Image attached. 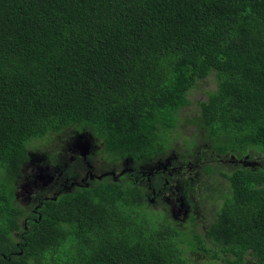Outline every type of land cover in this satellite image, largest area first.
I'll use <instances>...</instances> for the list:
<instances>
[{
	"label": "trees",
	"instance_id": "trees-1",
	"mask_svg": "<svg viewBox=\"0 0 264 264\" xmlns=\"http://www.w3.org/2000/svg\"><path fill=\"white\" fill-rule=\"evenodd\" d=\"M213 75L191 117L190 93ZM68 133L101 141L113 164L188 160L204 142L239 169H218L228 193L199 224L101 178L32 187L26 214L19 180L41 155L30 144ZM251 152L264 156V0H0V264H264V163Z\"/></svg>",
	"mask_w": 264,
	"mask_h": 264
},
{
	"label": "rangeland",
	"instance_id": "rangeland-1",
	"mask_svg": "<svg viewBox=\"0 0 264 264\" xmlns=\"http://www.w3.org/2000/svg\"><path fill=\"white\" fill-rule=\"evenodd\" d=\"M214 75L211 77V80L202 82L200 85L193 90L190 93L189 99L191 100V105L186 109L188 114L193 117L196 115L199 111L197 108V103L204 101L207 97L206 91L210 92V89L215 88L213 84ZM204 132V131H203ZM71 133L65 134L63 138H60V136H54L52 139H43V140H34L33 143L30 144V152L34 154H41L44 158L45 164H51L52 168H56L61 173L67 174L68 172H75L76 173V179L78 181V184H80V180L84 179L86 171H88L87 165H83L78 160L77 150L76 148L80 145L82 141L87 142V146L90 145V148L86 147L87 156L86 159L93 163L94 168L88 172L89 175L97 176V177H103V179L110 180L111 178H114L115 180H120L121 182L129 181V176L124 174V172H128L127 169L129 168L132 173L131 179L132 181L139 184L143 189L146 188L147 190V203L148 205H151V208L154 212H156V209L159 207V212H168V206L169 203L166 201V198L162 196H156L159 194H156L159 191L157 190L158 187V181L155 179V177L158 176V172L160 169L158 165L153 164L151 166L145 167L143 169L137 168L132 162H120L118 163L117 167L116 165H113L111 162H109L106 158H104L99 150L101 148V141L95 140L91 135L85 134V138L80 141L79 138H73L65 140L66 137H70ZM202 134H199V138H201ZM199 145L204 147V142H199ZM52 152V153H51ZM205 153V156H203L200 159L192 160L191 164V172H179L178 170H174V175L169 176V179L172 183H178L182 181V177H194L193 180V189L191 191V203L193 205V208L196 212V215L200 218L198 220L199 223L205 222V220L210 217L213 214L214 208L218 205V203L223 199L224 195L228 193V182L224 178L217 177L218 169H225L226 171L233 172L236 169H239V167H232L229 166L227 162L223 163V166H218L216 162H213V158L217 156L215 153L212 152V150H203ZM55 156L56 159L54 162H51L48 157ZM207 157L208 164L205 163L204 159ZM250 158H254V160L259 159L260 162L264 163V156L258 152H251ZM169 159V157L167 158ZM234 158H229V161L232 162ZM180 161V160H178ZM236 161V159H235ZM206 166H210L213 169L212 174L205 175L203 178V170ZM116 167V169L114 168ZM28 167H24V171L27 173ZM173 169H176V165L174 164ZM115 170L116 176L113 177L111 175V172ZM200 177V180H196V177ZM219 181H218V180ZM90 180V179H88ZM129 181L131 184L137 185L136 183ZM160 181L162 182V178H160ZM183 183V182H182ZM20 185V192L18 194L21 202L25 204L26 214L30 211L29 204L30 202L27 201V197L29 196V192L31 188L29 187V184H27L26 180L20 179L19 180ZM70 185L68 184L67 187ZM69 189V188H68ZM55 188H51L48 190L40 189L39 195L41 197L44 196H52L55 192ZM157 192H156V191ZM210 190L215 192H210ZM57 191V190H56ZM183 185L179 189L178 197L181 198L183 196ZM213 198H211V197ZM32 204V202H31ZM23 223V220L21 221ZM20 233H15V237L19 239Z\"/></svg>",
	"mask_w": 264,
	"mask_h": 264
},
{
	"label": "flooded vegetation",
	"instance_id": "flooded-vegetation-1",
	"mask_svg": "<svg viewBox=\"0 0 264 264\" xmlns=\"http://www.w3.org/2000/svg\"><path fill=\"white\" fill-rule=\"evenodd\" d=\"M86 144H87V142H81L80 145L76 148L79 162L83 166H84V164H86L87 168H88V171H86V173H85L86 177H84V179L80 180V182H81L80 184H78L75 172L70 171L67 174L61 173L56 168H52L51 164H45L44 158L41 157L42 155H37L35 157H32V160L30 161V163L28 165V173L25 176V177H27L26 181L29 184V187L31 189H32V187L34 189L40 188V189H42V191L45 189L48 190L51 188H55L57 190V191L55 190V192L53 194V195H55V194L59 193L61 190L68 192V191L75 190L77 187L82 186L83 184L88 185V182L94 178L103 179V177H105V176H102V177L92 176L91 177V175L88 174V172H90L94 168V166H93V163H90L86 159V156H87L86 147L87 148L90 147V145L87 146ZM90 149H91V147H90ZM207 149L211 150L208 147V145H205L204 147L199 145L195 148H192L193 156L188 160H184V159L178 157L176 154L171 153L168 156L169 159H167L168 157H166L163 160L157 161L155 163L156 165L159 166L158 169H160L158 172V176L155 177V179L158 181L157 190L159 191V193H158L155 190L157 192L156 194H159L156 196H159V197L162 196V197L166 198V201L169 203V206H168L169 215L172 218L180 221L181 224L187 222L190 219L191 213H194L196 215V212H195L193 205L191 203V191L194 187V185H193L194 177L184 176V177H182V181H180L178 183H172L169 179V176L174 175V172H173L174 170H178L179 172H182V173L191 172L192 160L200 159L203 156H205V153L203 152V150H207ZM212 152L214 153L213 150H212ZM202 153H203V155H202ZM178 160H180V161H178ZM204 161L206 164H208L207 158H205ZM52 162H54V161H52ZM133 164L137 168H140V169H143L146 167V166H143L141 164H135V163H133ZM174 164L176 165V169H173ZM113 165H116V164H113ZM117 165H116V167H117ZM116 167H114V168L116 169ZM84 168H85V166H84ZM127 171L128 172L125 171L124 174H126L130 177L129 181H132L131 174H130V173H132V171L129 168L127 169ZM114 172H115V170L113 172H111V175L113 177L116 176V174ZM203 177H204V170H203V176L201 178H203ZM160 178H162V182L160 181ZM201 178L198 176L195 179L200 180ZM88 179H90V180H88ZM111 179L115 180L114 178H111ZM116 181L119 182L120 180H116ZM132 182H134V181H132ZM121 183H123V182H121ZM134 183H136V182H134ZM68 184L70 185L69 187H67ZM182 185H183L184 192H183V196L181 198H179L178 192H179V189L182 187ZM137 186H140V185L137 184ZM142 190H144V196L147 198V190L148 189L146 190V188H144V189L142 188ZM210 192L215 194V192L212 190H210ZM28 199L30 200L31 197L29 196ZM221 201L214 208L213 213L222 204ZM196 217H198V216H196Z\"/></svg>",
	"mask_w": 264,
	"mask_h": 264
}]
</instances>
